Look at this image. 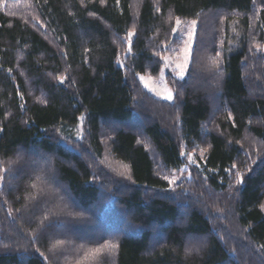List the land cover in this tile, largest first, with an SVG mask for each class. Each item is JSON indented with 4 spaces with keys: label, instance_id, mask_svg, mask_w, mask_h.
I'll list each match as a JSON object with an SVG mask.
<instances>
[{
    "label": "trees",
    "instance_id": "trees-1",
    "mask_svg": "<svg viewBox=\"0 0 264 264\" xmlns=\"http://www.w3.org/2000/svg\"><path fill=\"white\" fill-rule=\"evenodd\" d=\"M0 176V264H264V0H0Z\"/></svg>",
    "mask_w": 264,
    "mask_h": 264
},
{
    "label": "snow or ice",
    "instance_id": "snow-or-ice-1",
    "mask_svg": "<svg viewBox=\"0 0 264 264\" xmlns=\"http://www.w3.org/2000/svg\"><path fill=\"white\" fill-rule=\"evenodd\" d=\"M181 23L180 19L177 18L176 19V25L179 26ZM196 21H192V25L195 26ZM135 29L133 28L132 31L128 32V43H129V47L127 49V52H131V37L134 34ZM172 32L176 33L177 32V28L174 27L172 28ZM188 39L183 41V47L179 49L180 53L182 54V59L180 56H177L175 60H173L171 57H167V56H161V59L164 61V66L163 67H171L172 72L174 74V77L179 79V80H184L185 79V73L188 71V65H189V61H190V57H191V45H192V33L189 32L187 34ZM257 50H260L259 46H257ZM173 51H176L175 49H173ZM157 55H159V53H157ZM209 62L212 66H218V60L217 58L214 57H209ZM137 75L139 76V79L141 81V83H143L144 87L147 88L150 92H153L155 95L157 96H162L164 99L171 101L173 99V90L171 88H169L167 86L166 83H164V73H163V68H161V75H160V80L159 83L161 85H163V89L160 90L157 87L151 86L149 84V79L148 77H145L143 75H140L139 73H137ZM63 82V79L61 78V83ZM191 156H189V160L191 161ZM233 168L236 167L235 164L232 165ZM249 171L251 170L250 168L248 169ZM3 177L0 176V180H2ZM164 179L168 180L170 184H175L176 180L178 179V177L173 176L171 179L167 176L164 177ZM236 179H237V183H242L243 182V175L240 172L236 173ZM262 207H264V205H262ZM62 243V242H61ZM111 247L115 248L116 245H111ZM37 251H39V249H37ZM189 252L192 251V249L188 250ZM41 255H43V253H41Z\"/></svg>",
    "mask_w": 264,
    "mask_h": 264
},
{
    "label": "rangeland",
    "instance_id": "rangeland-1",
    "mask_svg": "<svg viewBox=\"0 0 264 264\" xmlns=\"http://www.w3.org/2000/svg\"><path fill=\"white\" fill-rule=\"evenodd\" d=\"M176 28H177V32L175 34V42H174V44H172L170 46L169 54L167 55V57H171L173 60H175L177 56H180L181 59H182V54L180 53L179 49L183 47V41L188 39L187 34L189 32L192 33V45H191V50H192L193 40H194V35H195V26L192 25V22H187V23L181 22L179 26L176 25ZM241 38H242V34H241L240 28L237 27V24H233L231 26V41L229 43V49L231 51H236L239 48ZM173 49H175L176 51H173ZM163 66H164V61H163ZM163 73H164V78H165V76L167 74H172L174 76L171 67H163ZM160 75H161V72H160ZM160 75L158 77H156V78H153V77H150V76H145V77L150 78L149 79V84L151 86L157 87L160 90H162L163 89V85H161L159 83ZM185 75H186V73H185ZM138 78H139V76H138ZM141 84L144 87L143 83H141ZM145 89L148 92H150L147 88H145ZM150 93L152 95H154L155 97L161 99V100H164V101H167V102H171L172 101V100L171 101L166 100L162 96H157L153 92H150ZM80 123L81 122H79V127L81 125ZM79 127L75 128V129H69L70 130L69 134H72L73 136H78L79 135ZM193 161H194V159L192 158L190 162H193Z\"/></svg>",
    "mask_w": 264,
    "mask_h": 264
}]
</instances>
